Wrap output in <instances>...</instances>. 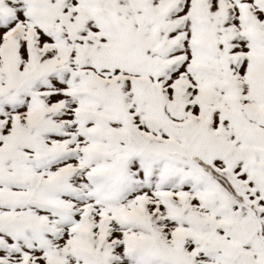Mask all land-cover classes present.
Returning a JSON list of instances; mask_svg holds the SVG:
<instances>
[{
  "label": "snow or ice",
  "instance_id": "1",
  "mask_svg": "<svg viewBox=\"0 0 264 264\" xmlns=\"http://www.w3.org/2000/svg\"><path fill=\"white\" fill-rule=\"evenodd\" d=\"M0 264H264V0H0Z\"/></svg>",
  "mask_w": 264,
  "mask_h": 264
}]
</instances>
